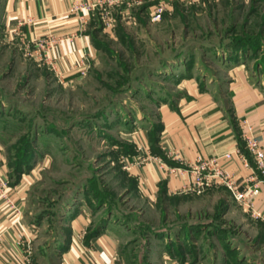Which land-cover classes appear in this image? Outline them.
<instances>
[{
    "label": "rangeland",
    "instance_id": "rangeland-1",
    "mask_svg": "<svg viewBox=\"0 0 264 264\" xmlns=\"http://www.w3.org/2000/svg\"><path fill=\"white\" fill-rule=\"evenodd\" d=\"M101 27L92 32L100 49L86 75L69 80L18 45L0 44V165L8 185L25 189L33 264H161L167 249L186 262L211 257L199 231L180 227L207 223L214 195L149 203L132 169L164 156L151 150L160 106L183 95L190 78L222 79L221 63L238 51L230 41H246L240 56L264 77V0H174L159 21L144 10Z\"/></svg>",
    "mask_w": 264,
    "mask_h": 264
},
{
    "label": "crops",
    "instance_id": "crops-1",
    "mask_svg": "<svg viewBox=\"0 0 264 264\" xmlns=\"http://www.w3.org/2000/svg\"><path fill=\"white\" fill-rule=\"evenodd\" d=\"M71 2L0 0L1 48L8 50L10 45H18V49L23 51V40L32 42L39 37L52 35L57 41L49 56L61 80L80 75L78 68H88L97 56L92 32L99 24V11L91 13L84 24L69 14ZM166 9H170V4ZM144 10L150 12L149 4L130 3L128 6L111 8L112 27L122 25L126 15L138 17ZM21 25V35L14 36V31ZM3 32H7L5 36ZM26 55L23 53L22 56ZM28 57L35 60L30 55ZM11 62V58L7 59L8 64ZM247 64L246 59L223 60L220 65L222 79H210L208 84L202 82L197 85L190 78L184 82L186 90L183 95L174 97L169 107L167 104L160 106L162 124L157 134V148L164 156L156 154L160 160L148 158L149 161L132 169L136 190L149 203H158L160 189L167 197L186 195L177 191L187 181V167L198 158L222 157L238 150L248 157L240 138L242 120L251 126V132L264 149V77L250 74ZM220 163L241 186L252 183L247 179L253 169L244 166L235 154L229 160H220ZM6 177L5 167L1 164L0 264H19L23 259L21 249L16 244L20 231L13 223L14 209L7 201L21 210V222L26 236L32 239V248L33 225L25 221V189L18 184L8 185ZM219 189H223L226 195L219 196ZM207 193L213 194L217 200L210 214L211 219L207 223L190 224L186 228L191 233L199 231L204 238L202 249L208 250L211 257L186 262L185 259L172 255L166 257L162 253L161 264H264V221L242 211L224 188L213 187ZM253 199L255 209L264 211V187H260L258 196ZM78 219L73 215L70 224H76Z\"/></svg>",
    "mask_w": 264,
    "mask_h": 264
},
{
    "label": "built area",
    "instance_id": "built-area-1",
    "mask_svg": "<svg viewBox=\"0 0 264 264\" xmlns=\"http://www.w3.org/2000/svg\"><path fill=\"white\" fill-rule=\"evenodd\" d=\"M174 0H72L69 14L78 18L81 23H87L86 20L91 13L99 11V22L102 27L112 26L113 18L111 17V8L121 7L122 5L149 4V17L152 22L159 21L162 15L167 12L166 6ZM193 2L196 0H184ZM130 18L126 15L125 20ZM21 26L14 31V36L21 35ZM21 39V38H20ZM19 39V40H20ZM56 39L52 35L39 37L32 42L23 40L22 49L25 54L35 58L37 63L46 65V67L55 74V77L62 81L59 73L56 72L55 63L49 56V51L56 45ZM33 54V55H31ZM76 68L77 67V64ZM86 66L78 68L80 75H86ZM240 138L243 143V149L246 150L248 157L241 152L226 153L222 157H208V159L198 158L186 169L187 181L182 184L177 193L190 195H203L210 188H224L231 200H233L242 211L246 212L254 219L264 221V211L256 210L254 199L258 196L260 187H264V149L259 140L251 132V126L246 120L240 122ZM235 154L242 161L243 165L252 168L253 173L247 179L252 182L248 186H241L223 167L220 160H229ZM1 189V185H0ZM8 205L14 209L13 223L20 231V237L17 238L16 244L21 249L23 259L19 264H33L32 256V239L26 236V231L21 222V210L13 203L7 201Z\"/></svg>",
    "mask_w": 264,
    "mask_h": 264
},
{
    "label": "trees",
    "instance_id": "trees-1",
    "mask_svg": "<svg viewBox=\"0 0 264 264\" xmlns=\"http://www.w3.org/2000/svg\"><path fill=\"white\" fill-rule=\"evenodd\" d=\"M100 28V27H99ZM97 32V31H96ZM94 42V41H93ZM231 42V43H230ZM229 42V45H227L228 47L229 46H232L233 48H236V53L234 52V54H231V53H228V56H227V59L226 60H232V61H238V59H247L248 57H246V58H242L240 55H241V53H242V49H245V50H247L246 49V41H244V40H239V39H235V40H233V42L232 41H230ZM94 46H95V48L97 49V50H99L100 48L98 47V46H96L95 45V42H94ZM244 50V51H245ZM160 128H161V125H158L157 126V129H155L154 131H152L151 132V136H152V142H151V150H152V152L153 153H155V154H161V152H159L158 151V148H157V143H158V140H157V138H158V136H157V134H158V132H159V130H160ZM242 145H243V143H242ZM19 164V162L17 163V165ZM23 164V163H22ZM21 164V165H22ZM16 165V168L17 169H15V171H14V175H15V177H16V179H19L20 177H21V174H23L22 172H23V170L21 169L22 167L20 166V164L17 166ZM20 170V171H19ZM134 186H135V182H134V184H133ZM133 186V187H134ZM134 188H136V187H134ZM159 198H158V201H159V199H161V198H174V197H176V199H177V197L178 196H171V197H167V196H165V193H164V191H163V189H160V192H159ZM100 227H98V229L99 228H103V224L102 225H99ZM183 228H186V226H183L182 227V229ZM152 231V230H151ZM151 231H145V235H148V233H152ZM99 233V231L95 228L94 229V231L88 236L89 237V239H92V238H95V236L97 235ZM70 240H71V238H70V231L68 232V234H67V236H66V242L69 244V242H70ZM68 246V245H67ZM167 251H169V253H171V255H173L174 256V254H172V251H170L169 249H167ZM176 255H178V253L176 252Z\"/></svg>",
    "mask_w": 264,
    "mask_h": 264
}]
</instances>
